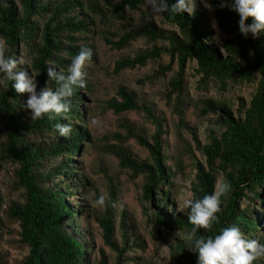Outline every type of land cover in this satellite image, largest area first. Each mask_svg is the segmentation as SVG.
Masks as SVG:
<instances>
[{
  "label": "trees",
  "instance_id": "16d2710c",
  "mask_svg": "<svg viewBox=\"0 0 264 264\" xmlns=\"http://www.w3.org/2000/svg\"><path fill=\"white\" fill-rule=\"evenodd\" d=\"M166 2L171 7L178 0ZM208 2L212 11L197 0V10L190 16L187 12L154 15L147 0H0V40L6 43V56L30 61L20 67L36 79L37 92L45 86L58 87L47 74L51 63L67 74L72 59L85 47L93 52L88 64L94 62L95 37L117 52L144 40L145 46L133 57L114 61L112 73L156 63L138 83L162 85L159 96L171 106L177 128L189 132L201 157L190 152L194 160L190 199H203L218 190L219 176L221 184L230 185L228 194L220 197L219 223L210 231L197 230L196 237H214L221 228L237 226L245 238L264 244V32L256 39L245 38L239 31L238 14L221 9L220 0ZM142 7L139 26L121 27L116 34L103 30L110 21L125 19ZM213 20L222 41L212 27ZM186 64L194 65V75L184 71ZM192 76L196 80L191 84ZM12 83L0 85V171H12L9 184L0 190V264H94L90 261L93 239L87 240L84 228L80 229L90 206L87 199L83 203L74 199L73 193L80 191L86 197L92 185L74 161L85 151L82 144L92 143L89 130L79 127L86 126L83 120L88 109L83 112L82 108L93 94L92 83L86 76V87L74 88L67 118L52 120L47 115L32 120L26 108L28 95L17 94ZM252 84L249 101L241 96L219 99L209 95ZM116 93L120 101L111 99L106 108L116 115L143 111L153 130L147 135L125 121L121 124L124 134L113 135L122 144L133 140L145 152V159L135 157L128 147H108L107 153L132 180L140 179L142 208L152 224L150 234L161 239L162 230L181 234L169 244L172 263L197 264V255L182 238L193 225L188 222L189 210L180 212L175 204L173 184L181 165L178 161L175 170L169 164L174 159L163 139L166 121L133 92L119 88ZM194 95L201 106L199 115L205 119L202 141L185 121L186 106ZM57 124H70L71 137H61ZM109 184L106 208L97 219L101 229L97 264L109 263L105 249L114 254L111 264H128L126 253L142 246L138 236L131 234L129 213L122 210L116 219L117 186ZM254 264H264V260Z\"/></svg>",
  "mask_w": 264,
  "mask_h": 264
},
{
  "label": "rangeland",
  "instance_id": "374dc122",
  "mask_svg": "<svg viewBox=\"0 0 264 264\" xmlns=\"http://www.w3.org/2000/svg\"><path fill=\"white\" fill-rule=\"evenodd\" d=\"M145 7L140 10L127 15L125 19H119L110 21L103 30H108L110 33L116 34L119 29L124 26L137 27L141 24L142 13ZM147 18H149L147 16ZM215 32L219 41L223 40V37L219 35V32L215 28ZM95 46L96 59L92 63L86 64V72L89 82L92 83L93 94L90 99L87 100L83 106V112L87 110L85 119L83 120L85 125H78L81 129L89 130V135L92 137V143L87 146L82 144L84 152L79 154L74 161L78 163V167L84 169L92 185L89 187V192L86 197H82L80 191L73 192L74 199H78L83 203L86 201L89 203L88 215L82 216L80 229L84 228L87 240L93 239L90 252V261L94 264L98 262V248L101 246L100 231L97 219L103 214V209H100L94 201L95 196L103 195L105 199L108 198L109 183L110 181L116 184V197L118 202L116 203V219L122 210H126L133 223L131 234L134 232L138 236V243L142 246V249H135V252H127L128 264H173L168 251L169 244L174 239L181 237L178 231H161V238H157L150 234L152 224L149 219L144 215L142 208V200L140 198V179H131L126 171H121L118 167L117 160L107 153V149L115 146L128 147L134 156L137 158L145 159V152L138 147L133 141L129 140L127 143L122 144L121 141L113 137V135L120 133L124 134V130L121 127L125 121H127L137 131H143L149 135L152 133L153 126L150 120L147 119L146 114L143 111L131 112L121 115L114 114L111 110L106 108V103L111 99L116 98L118 101L117 91L119 88H125L129 92H133L138 101H144L147 105H150L155 114L160 116L166 121L164 129L166 134L164 135V143L166 146V152L169 156L173 157V161L169 164L175 168L179 161L180 168H178V178L174 182L173 193L175 204L178 206V210L182 212L183 201L191 197L189 191V183L194 175V160L191 158V154L197 159H201L199 153L195 151V146L190 140L189 132L182 128H177L176 115L172 114L171 106H167L164 99L159 96L162 92V85L159 83L150 85H140L139 80L143 79L153 68L156 63H148L146 67L135 68L131 71H124L117 75L113 74V63L115 60L122 57H133L138 48L144 47V40L138 39L136 42L123 52L110 51L109 48L103 44V42L95 37L93 40ZM194 65L186 64L184 71L189 75H194ZM195 76H192L190 83H194ZM254 91V85H243L240 88H235L231 91L218 94L214 91L209 93L210 96L219 99H229L230 97L241 96L245 100H250L251 94ZM197 96H193V99L186 106L185 121L189 124V130L194 133L198 139L203 140L202 131L205 127V119L199 115L200 105L196 104ZM89 106V108H87ZM234 109L236 104H234ZM98 121L97 124H92V120ZM82 121V122H83ZM77 125V124H76ZM90 148V149H89ZM12 171L3 168L0 171V190L4 189L10 182ZM222 183V178L219 176L216 189ZM3 191V190H2ZM87 191V190H86ZM14 198V195L11 196ZM81 197V198H80ZM261 212H264V205ZM178 232V235L175 234ZM120 231H117V239L119 240ZM111 264L114 260V254L108 249H105ZM13 253V252H12ZM133 259V260H132ZM90 262V263H91Z\"/></svg>",
  "mask_w": 264,
  "mask_h": 264
},
{
  "label": "clouds",
  "instance_id": "9594fccd",
  "mask_svg": "<svg viewBox=\"0 0 264 264\" xmlns=\"http://www.w3.org/2000/svg\"><path fill=\"white\" fill-rule=\"evenodd\" d=\"M199 2L205 9L212 11V5L208 0H199ZM147 5L154 15L187 12L191 16L197 10V0H178L171 7L166 0H147ZM219 7L228 8L238 14L239 31L245 38L251 36L256 39L264 32V0H220ZM212 27H217L214 20ZM7 51L5 41L0 40V74H3L0 85L8 81L13 82L12 88L17 94L28 95L26 108L31 111L32 120L42 119L45 115L50 120L57 116L66 119V114L71 110L74 88L86 87L85 67L92 59V50L82 48L72 59L67 74L62 69L57 71L55 64L51 63L47 74L49 80L55 81L58 87L53 90L45 86L39 92H37V82L33 75L20 67L30 61L6 56ZM97 123V120H92V124ZM56 128L61 137H71L73 129L70 124H57ZM229 191L230 185L224 183L218 190H214L203 199L189 198L183 201V208L189 210L188 222L193 225V228L186 237L182 238L190 243L189 250L197 255V264H254L257 260H264V244L258 239L245 238L244 233L237 226L221 228L219 234L214 237H196L197 230L210 231L214 224L219 223L217 213L221 211L220 197L227 195ZM94 203L100 209L106 208V199L103 195H100ZM115 206L114 202L113 207ZM175 235L177 236L178 232Z\"/></svg>",
  "mask_w": 264,
  "mask_h": 264
}]
</instances>
